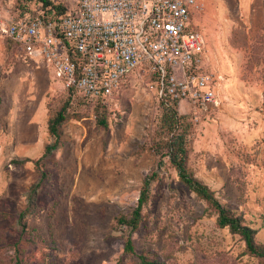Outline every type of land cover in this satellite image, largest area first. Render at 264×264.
<instances>
[{
	"label": "rangeland",
	"instance_id": "374dc122",
	"mask_svg": "<svg viewBox=\"0 0 264 264\" xmlns=\"http://www.w3.org/2000/svg\"><path fill=\"white\" fill-rule=\"evenodd\" d=\"M23 1L0 0V10L14 15ZM262 4L245 9L239 4L229 32L221 22L220 4L215 10L219 28L218 23L200 27L195 16L205 41L200 52L204 70L212 66L224 77L219 105L202 111L183 101L172 107L179 118L175 132L186 136L188 170L255 231L260 246ZM157 91L153 74L139 69L100 105L88 102L55 79L42 60L26 57L0 35V264H141L139 255L158 264H263L246 253L238 235L219 227L216 213L178 179L165 145L172 132ZM64 104L58 147L37 164L53 141L47 119ZM41 172L46 176L30 200ZM151 172L156 177L132 234L135 253L127 254V231L116 218L135 208L142 181Z\"/></svg>",
	"mask_w": 264,
	"mask_h": 264
},
{
	"label": "built area",
	"instance_id": "2783aa9c",
	"mask_svg": "<svg viewBox=\"0 0 264 264\" xmlns=\"http://www.w3.org/2000/svg\"><path fill=\"white\" fill-rule=\"evenodd\" d=\"M66 10L10 14L0 35L88 102L109 98L135 70L156 76L159 98L202 111L219 105L218 74L204 70L192 16L207 0H59Z\"/></svg>",
	"mask_w": 264,
	"mask_h": 264
},
{
	"label": "trees",
	"instance_id": "16d2710c",
	"mask_svg": "<svg viewBox=\"0 0 264 264\" xmlns=\"http://www.w3.org/2000/svg\"><path fill=\"white\" fill-rule=\"evenodd\" d=\"M65 10L66 7L59 0H24L20 13L24 14L26 12L34 13L36 11H43L44 15L47 16L52 12L56 15L62 14ZM153 78L156 81V76H153ZM105 100L106 99H98L95 103L100 105ZM160 102L164 108L165 124L167 125L168 130L172 132L165 145L170 163L175 168L178 179L192 193H194L197 198L204 201L208 207L216 213V223L219 227L228 228L232 234L238 235L244 242L246 253L259 258L264 264V245L260 246L255 243V231L244 225L239 217L232 215L226 207L221 205L209 187L196 179L188 170L186 166L188 154L186 136L183 132H175L179 123V118L175 115L172 107L176 106L178 102L170 101L168 98L164 97L160 98ZM66 105L67 104L62 105L47 120V134L53 141L44 147L43 154L36 161L37 164L39 161L48 157L58 147V128L66 120ZM45 176L46 174L44 172L40 173L39 180L30 189L29 199L41 187ZM155 177L156 172H151L144 177L135 208L129 213V215H120L116 218V223L119 226H125L127 231L123 244L124 253H135L132 234L138 229L142 221V209L148 202L150 183ZM27 211L28 210L25 209L19 214V222L25 217ZM138 258L141 264H158L154 260H147L143 255H139ZM15 264H19L18 260H16Z\"/></svg>",
	"mask_w": 264,
	"mask_h": 264
},
{
	"label": "crops",
	"instance_id": "0c3cea01",
	"mask_svg": "<svg viewBox=\"0 0 264 264\" xmlns=\"http://www.w3.org/2000/svg\"><path fill=\"white\" fill-rule=\"evenodd\" d=\"M263 0H207L206 3L204 4V7L202 8L201 11H197L193 14L192 16V21L193 24H195L196 21V17L199 14V18L197 20V22L201 21V25H199L200 27H207V28H211L212 27V23L213 25H217V21L218 19H216V14H215V10L217 8V6L220 4L222 6V8L224 9V14L222 15L223 18L221 20L222 23H225L228 26V32L229 30L232 29L233 25H235L237 23V21H235L236 19L233 17L237 12L236 10L238 9V5L241 4L243 9H245L244 7H248L250 8V6H261ZM219 3V4H218ZM228 14L232 15V16H228ZM201 16V17H200ZM204 18V19H201ZM229 18H233V20L229 19ZM213 19V20H212ZM212 20V21H211ZM263 22H264V18H263ZM221 23H218V28L220 27ZM197 28L199 29V26L196 25ZM213 29V28H212ZM211 30V29H209ZM219 31H221L219 29ZM218 35V33H217ZM229 35V33H228ZM230 38V35H229ZM229 59V57H227ZM227 59V61H228ZM206 61H208V64L211 66L210 64V58L207 57ZM229 66L232 64L229 63ZM212 72L218 74L219 76L223 77V75L219 74L218 72H216L215 70H213V67L211 66ZM218 70V68H217ZM224 78V77H223ZM48 120V119H47ZM46 132H47V122H46Z\"/></svg>",
	"mask_w": 264,
	"mask_h": 264
}]
</instances>
